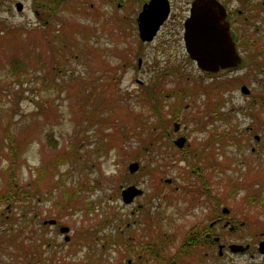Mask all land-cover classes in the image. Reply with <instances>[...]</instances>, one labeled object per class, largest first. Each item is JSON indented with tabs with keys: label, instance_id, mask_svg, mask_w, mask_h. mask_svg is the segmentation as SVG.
Segmentation results:
<instances>
[{
	"label": "rangeland",
	"instance_id": "1",
	"mask_svg": "<svg viewBox=\"0 0 264 264\" xmlns=\"http://www.w3.org/2000/svg\"><path fill=\"white\" fill-rule=\"evenodd\" d=\"M170 1L177 12L188 2ZM123 4L23 0L22 12L0 5V189L7 182L5 169L14 163L16 187L33 192L13 208L12 230L30 238L29 245L42 237L49 241L41 246L45 264L52 254L54 264H126L127 258L141 254L145 259L157 249L164 255L179 252L191 264H264L254 250L228 251L219 260L216 247L207 259V250L194 247L184 254L182 247L188 232L207 225L223 207L229 210L223 216L239 225L234 233L225 230L223 240L257 245L264 232V114L244 107L235 113L238 105L246 106L236 92L235 102L224 109L235 108L227 125L239 129V143L246 146L227 145V159L211 157L206 169L199 155L208 139L204 130L214 127L202 124L219 93L207 94L210 80L190 61L172 15L152 41L141 42L135 21L141 2ZM36 53L42 57L36 59ZM15 55L26 65H10ZM152 79L160 90L158 102L144 94ZM175 119L179 131L173 130ZM151 130L169 135L134 159L131 153ZM6 132L15 135L13 151ZM179 135L187 137L183 153L165 145ZM62 157L67 162L58 160ZM132 161L139 168L129 174ZM160 170L170 182L160 184ZM129 184L143 189V195L125 204L120 190ZM198 186L207 193L194 190ZM64 193L76 196L63 200ZM49 219L57 224L44 223ZM61 225L69 227L68 239ZM10 250L0 251V264L13 259Z\"/></svg>",
	"mask_w": 264,
	"mask_h": 264
},
{
	"label": "flooded vegetation",
	"instance_id": "2",
	"mask_svg": "<svg viewBox=\"0 0 264 264\" xmlns=\"http://www.w3.org/2000/svg\"><path fill=\"white\" fill-rule=\"evenodd\" d=\"M65 1L66 0H54V2L58 5ZM111 1L115 2L118 7H121L122 5L124 6L123 0ZM138 1L141 2V10L143 4L148 0ZM187 1V5L185 8H181L179 13L174 9V7H172L171 1L168 0L169 13L167 18L161 24L162 26L169 19L170 15H172L173 18L171 20L174 22L176 21L178 28H181L182 30L183 44L184 23L186 18L192 13L193 2H196V0ZM206 2V5L213 2L218 5H216L217 9L206 8V12L218 13L217 19H219V24L217 23L211 27L212 33L209 32V39L207 40L206 47L208 50L221 53L220 62H217V58L214 62H209L207 70H203L198 66L197 61L189 56L185 45L184 48L190 61L193 62L195 67L210 80L206 85V92L208 91L207 94H209V91L211 90H215L219 93V97L215 98L210 103L209 113H206V115L204 113L205 116L202 124V126L205 127L211 123L210 127H214L213 129L210 128L208 130H204L205 132L207 131L208 139L203 144L205 152L202 150V155H199L205 160L204 165L206 169H209V167H211V160L212 158H215V156H219L220 158L224 157L225 160L227 159L228 155L225 151L227 145H234L238 147L246 146V144L239 143L241 138V135L237 134L239 129L233 128L232 125H227V117L228 115L233 116L235 108L231 106V110L227 111L224 109V105H232L235 102V93L237 92L240 96H243L244 103L246 104V106L238 105V109L235 113H237L238 110H242L244 107L246 110L257 109L260 113L264 114V0H206ZM1 4L6 5V11H11V5H13L16 11L22 12L23 0H0V5ZM77 5L80 6L81 2L77 3ZM181 12L183 13L182 17ZM50 16L51 14H49L48 17ZM161 26L159 30L161 29ZM220 28L222 29V32H219ZM212 34H217L219 37L223 36L225 38L212 39L210 37ZM172 35L175 34L173 33ZM223 53H225V56H223ZM227 53L230 55H226ZM140 61L141 59L138 58V65H140ZM198 118L199 117L193 116L195 121ZM257 118L258 117H256V119ZM175 122L179 123L176 119L173 120V128ZM198 124L200 125V122H198ZM218 124H223L224 127L220 130L217 126ZM179 129L180 123L178 129L173 130L179 131ZM246 129L250 132L253 131L250 126H246ZM165 134L168 136L169 132ZM180 137L184 138V142L181 146H178L175 144V141ZM186 138L187 137L185 135L177 136L176 138L170 140L171 146L176 147V150L183 153V148L187 145ZM253 139L259 143L258 134H253ZM260 147L263 148L264 144L260 145ZM255 148L256 147L252 146L251 151H254ZM198 163V168H200V161H198ZM199 170L202 171L201 168ZM191 172L197 174V177L200 178L201 174L197 172V170L195 171V169H191ZM204 180H207V178ZM165 181L168 183L170 182V179ZM194 190H199L202 194L207 193L206 189L203 190V187L201 186H198ZM136 197H134V199ZM134 199L128 204L133 203ZM250 200H253V197H250ZM137 208H140V205ZM224 208L226 207L222 208L220 214H216L213 219H210L207 225L199 226V229L195 228L194 231L188 232L185 238L187 244H182V247L186 251L184 254H187L191 248L199 247L201 250H207L204 252V257L207 259L208 257H211V249L216 247V257L219 260L223 259L228 251L230 253L245 254L254 250L256 253L261 255L262 258H264V253L259 250V243L264 241V232L260 234V239L257 241V245L255 247H253L250 243L242 245L241 243L223 240L225 230L230 233H234L239 228L238 224L231 223L228 218L223 216L229 211L228 208L227 211H223ZM141 209L142 207L139 210ZM146 214L149 213L147 212ZM56 224L57 222L55 221L54 225ZM240 225H242V222ZM130 239H132V236L129 237V240ZM232 244L242 245L245 249L244 251H233L230 249V245ZM145 249H147V247H145ZM191 251L194 250L192 249ZM178 253L168 255L167 251V255H164L159 249H157L156 253L152 251V254L147 256L149 259H144L141 254H138V257L127 258L126 264H133V262H136L135 264H143L144 261H152L150 264H154L158 262L157 260L162 261L160 263L158 262V264H191L181 260L180 254ZM198 263L205 264L204 261H200ZM214 264L226 263L217 260Z\"/></svg>",
	"mask_w": 264,
	"mask_h": 264
},
{
	"label": "water",
	"instance_id": "3",
	"mask_svg": "<svg viewBox=\"0 0 264 264\" xmlns=\"http://www.w3.org/2000/svg\"><path fill=\"white\" fill-rule=\"evenodd\" d=\"M206 0H196L193 2L192 13L186 18L184 23V45L189 56L197 61L198 66L203 69H208L209 62H214L217 58L220 62L221 53L216 51L208 50L206 47L207 40L209 39V32L212 33L211 27L215 24H219L217 19L218 13L206 12V8H216L217 4L210 3L206 5ZM217 5V6H216ZM169 13V2L168 0H148L143 4L142 9L138 13L137 20V31L141 41H151L156 35L160 25L167 18ZM222 15V13H221ZM220 26V25H219ZM222 32V29H219ZM212 39L225 37H219L217 34L210 36ZM226 55H230L227 53ZM225 56V53H223ZM179 123H174V130H177ZM184 142V138L180 137L175 141V144L181 146ZM128 171L134 173L139 168L138 161H132L128 164ZM143 194V189L135 184H129L121 188L120 195L122 202L128 204L132 202L134 197ZM223 211H227L224 208ZM54 224L55 219H49L44 223ZM60 232L66 234L65 239H68L67 232L69 227L60 226ZM230 249L233 251H244L245 247L239 244L230 245ZM259 250L264 253V241L259 243Z\"/></svg>",
	"mask_w": 264,
	"mask_h": 264
},
{
	"label": "trees",
	"instance_id": "4",
	"mask_svg": "<svg viewBox=\"0 0 264 264\" xmlns=\"http://www.w3.org/2000/svg\"><path fill=\"white\" fill-rule=\"evenodd\" d=\"M44 31L42 32V34ZM25 46V45H22ZM36 46V45H35ZM37 59L41 58L42 56L38 53L34 55ZM12 57V56H11ZM20 57V56H18ZM13 57L10 58L9 64L13 65V67L17 64H22L23 66L26 65V61L22 58ZM12 59V60H11ZM154 79H152L148 85L151 87L146 86V91L144 94H146L148 99L157 101L158 102V97H159V89L157 88V85H153ZM152 95V98L150 97ZM177 95V94H176ZM147 98V97H146ZM154 109H157V103L153 104L152 106ZM158 114V111H157ZM168 123H170V120H167ZM152 129L156 128V126L153 125L151 127ZM165 130V129H164ZM165 132L163 133H157L155 131H150L146 134V137L144 138V143H142L140 146L137 147V149L131 153L133 156H135L134 159L137 158L139 154L146 153V150H152L156 148L158 142H159V137H166V134L164 135ZM138 136V135H135ZM6 137L9 141L8 148L10 151L14 150V143H15V135L12 134L11 132H6ZM143 139V138H142ZM167 146H171V142L167 143L165 142ZM106 143H103V149L106 150ZM139 153V154H138ZM13 155V152H11ZM58 160H65L67 162V159L65 157L59 158ZM63 161H61L62 163ZM163 163V162H161ZM166 163V162H165ZM164 163V164H165ZM144 169H147V165L144 167ZM158 169L151 168L149 171H157ZM15 165L10 164L9 167L5 169V174L7 182L5 184L4 189H0V251L4 250L6 251L8 248L11 249L10 252L13 254V259H11L8 262H5L4 264H45L43 261V253L41 251V246L48 243L49 241L46 240L44 237H42L38 243H31L29 245V241L31 240L28 237H23L20 235L16 234V231L12 230L13 224L16 220L15 218V213L13 212V208L16 206V204L21 200L23 201L28 200L32 195L33 192L30 189H27L26 186H17L16 187V178H15ZM129 172V171H128ZM162 171L160 170L158 172V177H162ZM130 174V172H129ZM132 174V173H131ZM161 174V175H160ZM160 184L165 183V180L162 178L159 180ZM51 195V194H50ZM75 197V193H64L62 199L67 200V197ZM256 197V194H255ZM47 198L49 199V195H47ZM264 205V199L261 202ZM90 205V203H86V206ZM4 206V207H3ZM19 206V205H17ZM28 242V244H26ZM55 254H52L50 256L49 264H54L53 259H54Z\"/></svg>",
	"mask_w": 264,
	"mask_h": 264
}]
</instances>
